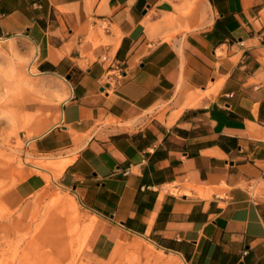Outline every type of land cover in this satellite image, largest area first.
<instances>
[{
    "label": "crops",
    "instance_id": "crops-1",
    "mask_svg": "<svg viewBox=\"0 0 264 264\" xmlns=\"http://www.w3.org/2000/svg\"><path fill=\"white\" fill-rule=\"evenodd\" d=\"M1 38L33 47L21 126L51 163L33 166L108 231L264 264V0H0Z\"/></svg>",
    "mask_w": 264,
    "mask_h": 264
},
{
    "label": "rangeland",
    "instance_id": "rangeland-1",
    "mask_svg": "<svg viewBox=\"0 0 264 264\" xmlns=\"http://www.w3.org/2000/svg\"><path fill=\"white\" fill-rule=\"evenodd\" d=\"M32 58L27 40L0 39V264H184L141 237L108 231L70 190L33 166L51 163L30 150L21 126L24 101L39 92L28 72ZM32 172L42 174V186L11 206L7 192Z\"/></svg>",
    "mask_w": 264,
    "mask_h": 264
},
{
    "label": "bare ground",
    "instance_id": "bare-ground-1",
    "mask_svg": "<svg viewBox=\"0 0 264 264\" xmlns=\"http://www.w3.org/2000/svg\"><path fill=\"white\" fill-rule=\"evenodd\" d=\"M32 65V64H31ZM31 65L29 64V66H28V72H29V74H31V75H34L35 73H32V68H31ZM35 166V165H34ZM37 166V165H36ZM53 176H52V178H54L55 177V175L57 174V172H52L51 173ZM51 177V176H50ZM65 202L66 201H64V204H65ZM67 204V203H66Z\"/></svg>",
    "mask_w": 264,
    "mask_h": 264
},
{
    "label": "built area",
    "instance_id": "built-area-1",
    "mask_svg": "<svg viewBox=\"0 0 264 264\" xmlns=\"http://www.w3.org/2000/svg\"><path fill=\"white\" fill-rule=\"evenodd\" d=\"M105 58L106 57H103V59H105ZM113 74H114L115 79H118L122 76V72L119 69H117Z\"/></svg>",
    "mask_w": 264,
    "mask_h": 264
},
{
    "label": "water",
    "instance_id": "water-1",
    "mask_svg": "<svg viewBox=\"0 0 264 264\" xmlns=\"http://www.w3.org/2000/svg\"><path fill=\"white\" fill-rule=\"evenodd\" d=\"M66 78H69V76H67Z\"/></svg>",
    "mask_w": 264,
    "mask_h": 264
}]
</instances>
